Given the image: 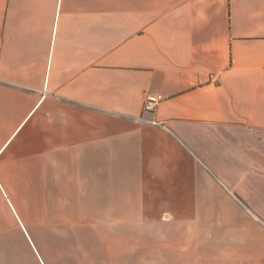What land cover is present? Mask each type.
Wrapping results in <instances>:
<instances>
[{
    "label": "crops",
    "instance_id": "crops-1",
    "mask_svg": "<svg viewBox=\"0 0 264 264\" xmlns=\"http://www.w3.org/2000/svg\"><path fill=\"white\" fill-rule=\"evenodd\" d=\"M0 264H264V0H0Z\"/></svg>",
    "mask_w": 264,
    "mask_h": 264
},
{
    "label": "built area",
    "instance_id": "built-area-1",
    "mask_svg": "<svg viewBox=\"0 0 264 264\" xmlns=\"http://www.w3.org/2000/svg\"><path fill=\"white\" fill-rule=\"evenodd\" d=\"M165 99V97L160 93L148 94L144 99L142 105L143 113H153L157 106ZM151 123H155L150 121Z\"/></svg>",
    "mask_w": 264,
    "mask_h": 264
}]
</instances>
